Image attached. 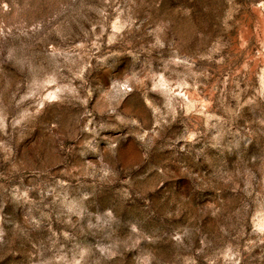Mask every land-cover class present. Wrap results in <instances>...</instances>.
I'll use <instances>...</instances> for the list:
<instances>
[{
    "label": "rangeland",
    "instance_id": "1",
    "mask_svg": "<svg viewBox=\"0 0 264 264\" xmlns=\"http://www.w3.org/2000/svg\"><path fill=\"white\" fill-rule=\"evenodd\" d=\"M0 264H264V0H0Z\"/></svg>",
    "mask_w": 264,
    "mask_h": 264
}]
</instances>
